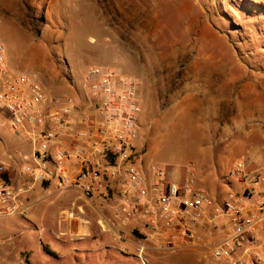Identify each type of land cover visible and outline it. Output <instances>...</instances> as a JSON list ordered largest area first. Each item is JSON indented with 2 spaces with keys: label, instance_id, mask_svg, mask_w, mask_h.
<instances>
[{
  "label": "rangeland",
  "instance_id": "374dc122",
  "mask_svg": "<svg viewBox=\"0 0 264 264\" xmlns=\"http://www.w3.org/2000/svg\"><path fill=\"white\" fill-rule=\"evenodd\" d=\"M0 40L12 70L60 98L76 94L91 66L136 79V146L144 166L159 165L170 180L194 170L222 199L239 187L228 177L236 161L261 164L264 0H0ZM9 119L0 105V161L12 154L25 165L31 141ZM38 190L26 213L0 216V264H21L28 248L33 264L73 261L46 251L64 248L41 206L58 196L53 186ZM188 256L191 264L227 262L210 248Z\"/></svg>",
  "mask_w": 264,
  "mask_h": 264
},
{
  "label": "built area",
  "instance_id": "2783aa9c",
  "mask_svg": "<svg viewBox=\"0 0 264 264\" xmlns=\"http://www.w3.org/2000/svg\"><path fill=\"white\" fill-rule=\"evenodd\" d=\"M0 105L10 114V128L26 135L33 149L18 179L10 173L13 155L0 161V216L24 214L26 194L38 183L103 200L120 186L118 218L142 216L156 231L166 228L170 242L179 235L190 244L202 240L196 227L211 211V222L226 230L213 257L226 264H264V148L258 167L234 163L228 177L239 187L222 199L198 182L194 170L183 181L170 180L159 165L144 166L136 146L142 112L136 79L91 66L76 94L60 98L41 81L12 70L2 40ZM72 160L76 171L68 167ZM137 244L142 255L143 238Z\"/></svg>",
  "mask_w": 264,
  "mask_h": 264
},
{
  "label": "crops",
  "instance_id": "0c3cea01",
  "mask_svg": "<svg viewBox=\"0 0 264 264\" xmlns=\"http://www.w3.org/2000/svg\"><path fill=\"white\" fill-rule=\"evenodd\" d=\"M23 166L18 160H11L10 173L13 179L20 177ZM68 167L76 171L78 164L72 160ZM39 184L34 185L26 194L25 206L29 209L32 207L31 198L39 194ZM40 185L44 191L53 186L56 190L53 194L58 196L41 206L42 210L50 211L48 218L44 217L51 222L49 227L52 238L64 247L59 251L46 245L47 253L58 259L73 257L72 262L62 261L60 264H191L189 251L199 248L212 250L214 244L222 240L226 233L225 227H215L211 222L212 212L208 211L204 225L196 227L201 241L185 244L177 235L170 242L166 228L156 231L142 216L126 220L117 217L120 186L116 187L110 199L103 200L98 196L88 198L75 188L61 190L54 183ZM211 192L214 195L217 193ZM139 238H143L145 245L142 255L137 251ZM258 251L262 249L254 250ZM32 254L29 248L21 255L18 254L21 264H33Z\"/></svg>",
  "mask_w": 264,
  "mask_h": 264
}]
</instances>
